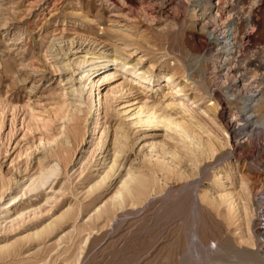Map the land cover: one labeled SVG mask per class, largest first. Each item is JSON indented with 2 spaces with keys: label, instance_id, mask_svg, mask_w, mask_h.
<instances>
[{
  "label": "rangeland",
  "instance_id": "1",
  "mask_svg": "<svg viewBox=\"0 0 264 264\" xmlns=\"http://www.w3.org/2000/svg\"><path fill=\"white\" fill-rule=\"evenodd\" d=\"M201 2L0 0V264H264V174L245 164L249 145H235L226 116L252 87L264 117V0ZM230 22L240 51L226 64ZM100 54L113 79L96 114L78 79ZM145 101H174L177 117L189 106L202 147L130 117Z\"/></svg>",
  "mask_w": 264,
  "mask_h": 264
},
{
  "label": "bare ground",
  "instance_id": "2",
  "mask_svg": "<svg viewBox=\"0 0 264 264\" xmlns=\"http://www.w3.org/2000/svg\"><path fill=\"white\" fill-rule=\"evenodd\" d=\"M205 1L206 0H202V2H205ZM202 2L200 4L198 3L197 6H200L202 4ZM182 5H184V3H182ZM186 6L184 5V7H186ZM200 9L201 8H195L194 9V11H197L194 13L195 14L194 18L195 17L198 18V14H199L198 12ZM192 12H193V9H192ZM230 23L231 24L228 23L225 28L223 27L224 29L220 30L222 32L221 34H223L222 38L225 37L224 45H223L224 50L222 48L221 49H222V51L225 52L226 58L229 62L226 64H231L233 62V59L236 58L237 53L240 51L239 50V40L237 39L238 28L233 27V25L235 23H233V22H230ZM95 58L99 60L98 61L99 64H97V62L89 64L90 67L88 69L84 70V72L82 73V75L78 79V83H79V87H80V89H82V91H84L87 88V95H88L87 98L90 102V107L97 114L101 111V108L104 107L103 102H104V98H105L106 93L104 92L105 87H103V86L106 83V81L111 78V74L106 73L104 71V69L106 67V61H107L105 56L100 54ZM116 59L114 58L113 60H116ZM86 62H87V60H84V61L81 60L79 65L84 66L86 64ZM258 66H259V64H258ZM112 75L114 76V74H112ZM164 75L169 82L174 81L173 80L174 74L172 72H168ZM230 75H231L230 76L231 81L227 84L226 89L228 92H231L232 94L236 95L237 90L240 89L239 83L241 82V77H240L239 73H237L236 71L233 72V70H232V73ZM111 79H113V77ZM144 79L149 80L151 78H144ZM107 82H109V81H107ZM141 82H142V80H141ZM184 87L186 88V85ZM131 88L132 87H130V89ZM185 88H184V90H185ZM251 88L246 87V91L242 92L241 97H240V95L236 96L237 100H239V101L243 100V102L240 101L241 105L239 108L242 109L241 111L236 112V110H233V109L227 110L226 116L228 117L227 121H228V125H229L227 127L228 128L230 127L232 129L231 132L234 133L233 137L236 139V141H235L236 144L234 143L235 145L240 144L241 146L244 147V143L246 142V140H248L250 138L251 139L257 138L256 140H257L258 144H260L262 147H264V143H263L264 142V117L260 118L258 116V114L255 112V110H253L255 107V102L257 101V97H259L261 92H257V90L251 89ZM118 90H121V89L117 88V90H116L115 88H113L111 93L116 94L117 92H119ZM182 90H183V87H179V89L175 93H179V91H182ZM181 93L183 94V92H181ZM261 97L263 98V96H261ZM261 97L259 98L260 101L258 100L259 101L258 104L262 103ZM159 104H157V102H156V103H152V104L148 105L147 102L145 101L144 104L138 105L137 107L133 108V110L131 112H129L130 117H134L136 119V121H138V123H144L150 127L155 125V123H158V124H163L164 126L168 127L169 129L175 128L183 137L190 139L197 147H202L203 143H202L200 137L198 136V134L190 133V131H188L189 122L186 119H184V116L189 115V114L192 115V113H191L192 111L190 110L189 106H185L184 108H181L179 111H176L177 110L176 109L175 111L177 112V115H179L177 117V116H174L172 113H170L168 110H166V108H175L177 106V104H175L174 101H168L167 105L164 107H162V105L160 107ZM222 109H225V108H222ZM127 111H130V110L127 109ZM206 114L208 117H211L208 112H206ZM252 129H259V130L255 134L254 131H251ZM260 134H263V135L260 137ZM205 147L208 150L206 153V154H208V157H212L214 152L216 150H218V147L216 146V144H214V142H211L210 144L204 145V148ZM221 147H223V144H221ZM231 165H232V167L235 166V164H231ZM105 171L106 170H104V172H103L101 170L98 172L97 179H96L97 183L94 185V188H99L101 186V184L105 182L106 177H109L112 175V173L114 171V166L112 165V167L107 172L106 176L100 180L99 178L102 177V175L105 173ZM213 172H214V175L216 176V178L218 180L224 181V178L226 175L224 174L222 168H220V169L218 168L217 170H215ZM132 179H133V177L129 178V180H132ZM135 181H138V179H136ZM200 181L201 180L196 181L195 187L199 186ZM128 183H129V181L126 179L123 186L124 187L127 186ZM140 185H141L140 190H136V191H147L144 188L145 185L143 183H140ZM193 190H195V189H193ZM128 191H134V189L131 190V188H129ZM240 191H249V189L245 185L241 184L240 185ZM258 191H260V193L258 192V194L256 195V199H255V201H256L255 202V204H256L255 209H256V214L258 215V220L256 222L257 223L256 225H258V228L260 229V232L262 233L261 235L264 237V186H262ZM193 199H194V197H193ZM244 210L247 212V214H250L249 208L247 207V205H244ZM259 236H260V233H259ZM247 241L250 242L249 239H247ZM254 248H256V247H254Z\"/></svg>",
  "mask_w": 264,
  "mask_h": 264
},
{
  "label": "built area",
  "instance_id": "3",
  "mask_svg": "<svg viewBox=\"0 0 264 264\" xmlns=\"http://www.w3.org/2000/svg\"><path fill=\"white\" fill-rule=\"evenodd\" d=\"M258 130L259 129H252L251 131H254L256 134ZM262 135L263 134H260V137ZM256 139L257 138H250L246 140V142L244 143V148L246 147V144H248L249 147H246V149L248 150L243 157L245 159V164H248L250 168H253L254 170L264 174V147L258 144Z\"/></svg>",
  "mask_w": 264,
  "mask_h": 264
}]
</instances>
